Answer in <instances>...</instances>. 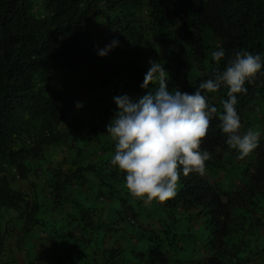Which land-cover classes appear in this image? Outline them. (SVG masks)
Returning a JSON list of instances; mask_svg holds the SVG:
<instances>
[{"label":"trees","instance_id":"obj_1","mask_svg":"<svg viewBox=\"0 0 264 264\" xmlns=\"http://www.w3.org/2000/svg\"><path fill=\"white\" fill-rule=\"evenodd\" d=\"M101 37L130 39L131 61L126 60L123 66L100 65L97 48ZM263 43L264 0H0V259L9 258L13 250L8 246V234L23 231L28 235L33 227L47 224L39 215L42 204L36 185L32 195L13 186L16 176L29 178L33 170L29 159L41 158L39 147L20 145L34 130L49 132L41 145L75 150V155L62 161L47 178L53 208L74 207L66 215L70 228L64 237L90 241L87 234L93 233L106 241L120 228L96 218L92 207L72 196L70 188L86 187L91 174L98 178L99 192L119 202L116 210L120 217L111 224L127 216L135 224L144 206L143 200L117 186L125 182V173L111 164L116 141H104L102 134L92 136L104 143L101 147L110 155L97 163H84L76 141H84L89 131L68 116L79 99L54 86L53 70L68 69L83 78L86 69H94L98 80L88 95L109 99L117 108L116 96L127 94L137 100L159 88L158 82L149 89L140 87L150 60L164 66L169 91L179 88L193 93L202 80L222 71L234 52L264 55ZM219 48L225 50V58L217 63L212 53ZM245 87L248 91L237 94L236 105L242 132L254 129L249 115L264 101V70ZM208 96L218 113L201 148L210 156H224L228 165L227 158H237L238 153L226 144L227 137L217 127L222 101L228 99L227 89ZM243 160L242 171L235 173L240 179L236 186L224 187L208 175L216 167L212 158L206 162L203 176L181 174L176 195L162 205L170 219H162L160 227L142 224L140 237L145 247L133 248L128 256L122 248L101 250L103 264H171L168 251L178 254L180 210L186 213L187 230L202 234L194 237L192 231L187 233L196 243L190 250V262L264 264V134L258 147ZM6 208L16 210V217L23 220L22 230L8 222L10 217L4 223ZM259 209L261 215L255 213ZM28 264L39 263L29 260Z\"/></svg>","mask_w":264,"mask_h":264},{"label":"rangeland","instance_id":"obj_2","mask_svg":"<svg viewBox=\"0 0 264 264\" xmlns=\"http://www.w3.org/2000/svg\"><path fill=\"white\" fill-rule=\"evenodd\" d=\"M112 40L114 39L111 37H101L100 48H103ZM115 40L119 41V47L110 52L112 55L109 53L107 57L103 58L99 56L98 58H100L99 60L101 61L100 65L123 66L126 64V60L128 62L131 61L129 52L132 47V41L130 39L121 40L119 38ZM97 80L98 77L95 75L94 69H86L83 78L74 75L73 72L68 69L56 68L53 70L54 86L64 89L76 96L80 100H77V102L83 104V107L78 109L76 107V102L68 116L72 121H78L84 129L89 131L88 137L84 141H76L78 149H82L84 163H97L110 155V152L102 148L104 143L93 140L92 136L96 134L100 136V134H102V139L104 141L111 142L113 139L107 134L106 126L113 118L114 113L118 110L114 108L113 105H110L109 99L101 100L99 96H96L97 94L88 95L87 91L90 92L91 86H94ZM249 118L253 122V128L264 133V101L256 104V109L249 115ZM48 134V130H34L30 134H27L22 141L23 143L20 144L27 148H32L34 146L39 147L37 151L41 158L39 161H37L38 158L29 159V162L33 164V170L29 178L23 180L16 176L15 181H13V186L27 191L32 195L33 190L35 191L34 185H36V190L38 191L42 204L39 215L43 217V219H46L47 224L45 226L37 225L33 227L28 235H25L23 231H19L22 230L23 220L21 217H16V210L13 208H6L4 210V223H6L5 221L10 217L8 222H13L12 225L19 228L17 229L19 231L18 233L15 231L11 235H7L8 246H19L18 249L24 251V253L20 254L19 258L16 257L13 261L19 262V259H24L25 264H28L29 260H34L39 264H70L69 259L71 258L80 264H103V253L101 250L107 251V249L112 247L122 248L128 256L133 248L145 247V242H143V238L140 237L141 227H143L142 224L148 227H160L162 219H170L162 209L163 202L156 200L150 203L144 202V206H141L140 214L136 218L135 224L129 222L127 219L128 216L124 219H120L118 223L111 224V221L117 218L119 219L120 217L116 210L119 207V202L99 192L98 178L93 174L89 175L91 180L86 187H71L70 192L72 196H76L86 205L92 207L96 218H100L102 221H110V225L120 228L118 231H114L110 236H107L106 241L100 240L93 233L87 234L90 241L63 236V233L70 228L66 215L69 211L71 212L74 207L72 204H67L59 208V210L53 208L47 178L62 161L68 162L75 155V150L64 145H41L40 141ZM210 157L213 159L216 167L211 169L208 175L214 176L224 187H229L232 184L235 186L238 185L240 179L236 174L242 171L245 160L237 159L235 156L230 155V157L227 158V162H231V164L226 165L224 156L221 159L213 155ZM226 157L227 156H225V158ZM63 167H67V164H64ZM13 173L16 175L17 172L13 170ZM1 174L2 173H0V175ZM117 186L127 189L125 187V182H119ZM262 212L263 210L259 209V211L255 213L261 215ZM185 215L186 213L183 212V210H180L177 215V217L181 218L177 224L178 237L176 250L178 254L173 251H168L171 255V264H194L189 260L193 256L190 250L196 244L192 237H202L200 232H194L195 229L187 230L186 226L188 224L186 218H184ZM189 231H192L195 235H187ZM10 263V258H7V256H3L2 259H0V264ZM19 264L21 263L19 262ZM109 264L121 263L114 261Z\"/></svg>","mask_w":264,"mask_h":264},{"label":"clouds","instance_id":"obj_3","mask_svg":"<svg viewBox=\"0 0 264 264\" xmlns=\"http://www.w3.org/2000/svg\"><path fill=\"white\" fill-rule=\"evenodd\" d=\"M117 47L119 41L114 39L97 48V53L107 57ZM224 58L223 48L212 53L217 63ZM149 64L140 87L149 89L158 82L159 88L137 100L127 94L114 97L118 110L106 126L107 134L116 141L111 164L125 173V187L130 195L145 203L173 198L181 174H205L206 162L211 157L201 145L218 113L209 102V93L227 89L228 99L222 101L217 127L227 137L226 144L237 151L238 159L248 157L264 134L252 128L242 132L236 108L237 94L247 93L246 82L250 83L264 70V55L245 50L234 52L225 68L202 80L193 93L179 88L169 91L164 66L151 60ZM76 107L82 108L83 104L77 102Z\"/></svg>","mask_w":264,"mask_h":264},{"label":"crops","instance_id":"obj_4","mask_svg":"<svg viewBox=\"0 0 264 264\" xmlns=\"http://www.w3.org/2000/svg\"><path fill=\"white\" fill-rule=\"evenodd\" d=\"M51 209V208H50ZM43 218V217H42ZM46 220V219H45ZM19 248V247H18ZM17 247L13 246V250L9 253V258H10V261L11 263L10 264H19V262L21 264H25V260L24 259H19V262H14L13 260L17 257L19 258L20 257V254L21 253H24V251H22L21 249H18ZM32 258V257H30Z\"/></svg>","mask_w":264,"mask_h":264}]
</instances>
